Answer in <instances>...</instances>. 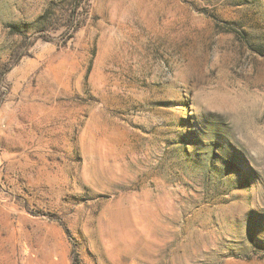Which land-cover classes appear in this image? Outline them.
<instances>
[{"label":"rangeland","instance_id":"1","mask_svg":"<svg viewBox=\"0 0 264 264\" xmlns=\"http://www.w3.org/2000/svg\"><path fill=\"white\" fill-rule=\"evenodd\" d=\"M264 264V0H0V264Z\"/></svg>","mask_w":264,"mask_h":264},{"label":"trees","instance_id":"2","mask_svg":"<svg viewBox=\"0 0 264 264\" xmlns=\"http://www.w3.org/2000/svg\"><path fill=\"white\" fill-rule=\"evenodd\" d=\"M75 264H79L78 260H77V262Z\"/></svg>","mask_w":264,"mask_h":264}]
</instances>
